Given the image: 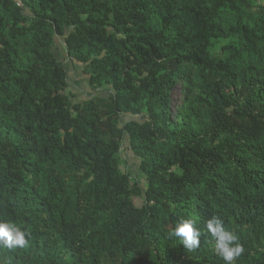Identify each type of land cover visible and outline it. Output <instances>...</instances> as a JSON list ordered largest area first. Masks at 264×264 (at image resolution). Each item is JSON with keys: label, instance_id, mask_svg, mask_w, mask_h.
<instances>
[{"label": "trees", "instance_id": "1", "mask_svg": "<svg viewBox=\"0 0 264 264\" xmlns=\"http://www.w3.org/2000/svg\"><path fill=\"white\" fill-rule=\"evenodd\" d=\"M214 216L264 264V0H0V264H224L167 235Z\"/></svg>", "mask_w": 264, "mask_h": 264}, {"label": "clouds", "instance_id": "2", "mask_svg": "<svg viewBox=\"0 0 264 264\" xmlns=\"http://www.w3.org/2000/svg\"><path fill=\"white\" fill-rule=\"evenodd\" d=\"M168 238L191 251L200 247L201 238L207 235L213 242V252L224 264H237L244 248L235 232L226 230L219 217H211L205 221L204 229L197 226L191 218L179 217L168 232ZM31 240V233L19 224L0 219V246L8 249L25 248Z\"/></svg>", "mask_w": 264, "mask_h": 264}, {"label": "rangeland", "instance_id": "3", "mask_svg": "<svg viewBox=\"0 0 264 264\" xmlns=\"http://www.w3.org/2000/svg\"><path fill=\"white\" fill-rule=\"evenodd\" d=\"M259 7H260V1H257V3L249 7L248 10L251 12H257L259 10ZM55 54L58 57V59L64 62L65 64L66 70L68 71L69 80L71 82L70 84L71 90L77 93V98L82 99L85 95V90L87 89L86 79L83 78L82 75V68L79 67V65H76L67 59L60 42H58V45L56 46ZM183 87L184 85L179 83V85L173 91L172 98L175 104L177 105L179 101H181L182 99L181 90ZM122 156L123 159L128 162L130 170L136 172L138 168V160L134 158L132 154L129 152V150L126 148L124 149Z\"/></svg>", "mask_w": 264, "mask_h": 264}]
</instances>
